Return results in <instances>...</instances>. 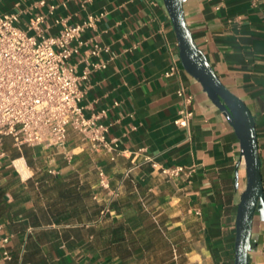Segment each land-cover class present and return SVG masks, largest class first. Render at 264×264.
I'll return each instance as SVG.
<instances>
[{
	"label": "crops",
	"instance_id": "crops-1",
	"mask_svg": "<svg viewBox=\"0 0 264 264\" xmlns=\"http://www.w3.org/2000/svg\"><path fill=\"white\" fill-rule=\"evenodd\" d=\"M41 1L0 0V14H16L21 27L41 14L46 35L61 28L55 20L98 16L71 62L78 73L89 70L84 114L104 110L99 120L116 146L92 150L71 128L63 148L18 147L3 137L0 239L8 241L0 240V264H149V255L161 253L154 234L167 244L171 264H234L235 214L246 180L239 141L181 65L162 0ZM183 7L194 41L253 115L264 184V0H184ZM171 64L176 72L164 76ZM179 88L192 97L189 103ZM184 106L192 115L178 125ZM18 159L26 165L24 178L12 164ZM175 166L187 172L168 177L159 170ZM3 249L9 258H2ZM249 264H264L258 217Z\"/></svg>",
	"mask_w": 264,
	"mask_h": 264
},
{
	"label": "built area",
	"instance_id": "built-area-1",
	"mask_svg": "<svg viewBox=\"0 0 264 264\" xmlns=\"http://www.w3.org/2000/svg\"><path fill=\"white\" fill-rule=\"evenodd\" d=\"M53 8L50 6L51 10ZM97 20L98 16L92 13L82 23L69 24L58 19L55 21L62 23L61 28L56 34L46 35L41 27L44 22L41 14H35L22 27L16 25V14H0V144L4 136H10L18 147L63 148L71 128L92 150L110 152L116 146V140L108 137V125L99 120L105 111L90 116L84 114L81 102L89 70L85 68L78 73L77 64L71 62L82 44V33L87 28H94ZM98 49L95 46L90 53L96 55ZM175 72L176 66L171 64L164 76ZM177 95L184 98L185 104L192 99L190 95H184L182 88L177 90ZM191 115L184 106L178 111L175 123L187 125ZM146 159L155 165L151 157ZM12 164L24 178L25 163L18 159ZM159 170L168 177H179L187 172L183 166ZM99 175L100 183L106 186L102 170ZM0 240L4 246L8 237ZM2 258H9L6 249L2 251Z\"/></svg>",
	"mask_w": 264,
	"mask_h": 264
},
{
	"label": "water",
	"instance_id": "water-1",
	"mask_svg": "<svg viewBox=\"0 0 264 264\" xmlns=\"http://www.w3.org/2000/svg\"><path fill=\"white\" fill-rule=\"evenodd\" d=\"M173 25L180 62L202 86L210 101L228 118L239 141L245 168V186L235 214L234 264H249L253 224L264 221V184L253 115L247 104L219 78L204 52L198 47L184 14V0H162Z\"/></svg>",
	"mask_w": 264,
	"mask_h": 264
},
{
	"label": "rangeland",
	"instance_id": "rangeland-1",
	"mask_svg": "<svg viewBox=\"0 0 264 264\" xmlns=\"http://www.w3.org/2000/svg\"><path fill=\"white\" fill-rule=\"evenodd\" d=\"M152 243L154 246L157 247V250L161 252L160 254L157 255H149L147 258V262L149 264L151 263H157V262H163L164 264H171V262L174 261L172 258L173 255L168 254L167 252V244L164 243L161 239L157 238L155 234L153 235V238H151ZM177 261L179 260V257L176 259ZM187 262H199L198 259H187Z\"/></svg>",
	"mask_w": 264,
	"mask_h": 264
}]
</instances>
